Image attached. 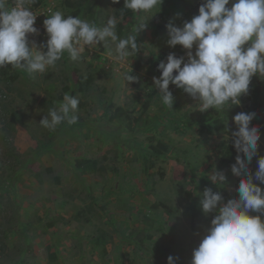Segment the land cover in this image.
Segmentation results:
<instances>
[{"label":"rangeland","instance_id":"obj_1","mask_svg":"<svg viewBox=\"0 0 264 264\" xmlns=\"http://www.w3.org/2000/svg\"><path fill=\"white\" fill-rule=\"evenodd\" d=\"M40 1L31 5L37 14L45 13L34 25L39 35H29L37 44L47 39L43 21L49 9L98 26L115 16L121 37L138 23L131 11L120 18L124 0L121 6L112 0ZM13 3L9 0L10 7ZM200 5L164 0L137 36L149 53L152 46L158 51L146 57L141 49L129 58L140 78L129 85L132 91L122 77L125 69L102 45L80 63L65 54L35 80L11 65L0 69V264H167L169 255L190 264L212 219L202 213L197 194L212 187L225 200L238 197L242 178L231 173L235 159L222 160L225 144L231 143L224 139L231 135L225 128L235 127L234 106L200 112L189 95L170 85L175 102L169 109L153 88V77L161 75L159 62L170 52L179 57L187 51L168 45L166 25L182 27L198 15ZM65 93L80 100L78 122L54 131L43 128L39 121ZM238 107L237 113L256 112L252 124L260 126L259 154L264 155V80L253 77ZM217 121L225 128H217ZM160 142L168 145L163 153L154 149ZM79 159L96 160V169H105H79ZM257 159L249 165L253 173ZM213 166L226 172L225 187L208 179ZM159 201L176 211L166 212Z\"/></svg>","mask_w":264,"mask_h":264},{"label":"clouds","instance_id":"obj_2","mask_svg":"<svg viewBox=\"0 0 264 264\" xmlns=\"http://www.w3.org/2000/svg\"><path fill=\"white\" fill-rule=\"evenodd\" d=\"M120 2L112 0L113 4ZM163 2L124 0L120 18L125 11L138 17L126 37L118 35L115 16L98 26L94 21L49 9L51 14L43 21L47 39L37 44L36 40H29V35H39L34 25L37 16L45 13L32 10L36 0H14L11 7L9 0H0V69L11 65L12 69L25 70L35 80L55 68L65 54L73 63H80L102 45L111 61L125 69L122 77L132 91L129 85L138 83L140 78L133 74V59L129 64V58H136L141 49L146 57L158 51L152 46L149 53L142 47L144 44L138 43L137 36L161 11ZM166 28L168 45L187 50L186 55L179 57L170 52L166 61L161 60L157 66L161 75L153 77V88L162 105L169 109L175 102L170 85L196 102L194 110L214 109L220 113L241 105V97L249 93L253 77L264 80V0H202L198 15L185 20L182 27L169 22ZM79 104L76 96L65 93L39 124L50 131L65 123L74 125L79 119ZM256 115L255 111L237 113L232 118L235 130L230 137H224L238 153L230 169L232 175L242 177L236 189L238 197L225 200L222 192L212 187L196 192L202 213L212 219L193 249L190 264H264V155L259 154L260 126L252 124ZM254 157H258V167L253 173L249 165ZM208 179L220 188L228 182L226 172L216 166ZM178 261L179 257L167 258V264Z\"/></svg>","mask_w":264,"mask_h":264},{"label":"trees","instance_id":"obj_3","mask_svg":"<svg viewBox=\"0 0 264 264\" xmlns=\"http://www.w3.org/2000/svg\"><path fill=\"white\" fill-rule=\"evenodd\" d=\"M197 1H200L202 3V0H197ZM40 0H36V3L35 5H39L40 4ZM119 6H121V4L119 3ZM94 79V77L92 75H89L87 77V80L88 82H92ZM234 108L236 109V112L235 115L237 114V111H238V106L234 105ZM219 122L218 124H220V127H217L219 129H224V125H223V121H217ZM226 132L231 134V131L235 130V127H230V128H225ZM160 146H156L154 147V149L158 152V153H163V151H166L168 149V145L166 143H163V142H160L159 143ZM237 151L236 149L233 147L232 143H229V144H225V147H224V151L222 153V160L224 162H230L232 160H234L237 156ZM34 161V160H33ZM96 166H97V161L96 160H91V159H79L76 163V167L77 168H83L84 170H90V171H93V170H104L105 167L101 166L99 167L98 169H96ZM158 206L162 207L166 212L168 213H173L176 211V209L168 204L167 202H164V201H159L158 202ZM193 219H194V216H193ZM192 219V224L194 223Z\"/></svg>","mask_w":264,"mask_h":264}]
</instances>
